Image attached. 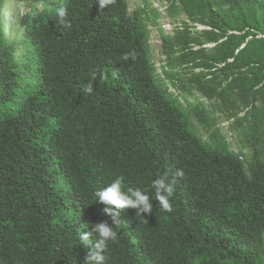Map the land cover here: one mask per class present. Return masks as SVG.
Wrapping results in <instances>:
<instances>
[{
    "label": "trees",
    "instance_id": "trees-1",
    "mask_svg": "<svg viewBox=\"0 0 264 264\" xmlns=\"http://www.w3.org/2000/svg\"><path fill=\"white\" fill-rule=\"evenodd\" d=\"M12 1L30 8L8 24L0 0V264H86L118 176L153 212L121 210L105 264H264V0H168L173 34L152 0ZM165 174L171 212L151 196Z\"/></svg>",
    "mask_w": 264,
    "mask_h": 264
},
{
    "label": "clouds",
    "instance_id": "clouds-1",
    "mask_svg": "<svg viewBox=\"0 0 264 264\" xmlns=\"http://www.w3.org/2000/svg\"><path fill=\"white\" fill-rule=\"evenodd\" d=\"M113 2L114 0H98L101 9L108 7ZM68 16L67 8L61 7L57 11L55 22L62 26L66 25ZM124 59H127V56ZM164 63L165 58L162 54L159 62L157 64L154 63L159 73L162 72L161 67ZM93 90L94 86L91 82L83 88V92L86 94L93 93ZM183 175L182 169L175 170V177H182ZM175 183V179L170 180L167 174L158 177L151 183V196L159 202V207L165 212L172 211ZM94 195L96 201L106 205L103 213L110 217L112 223L107 221L96 223L91 233L83 231L79 235V241L86 247L91 246V251L86 258V264H105V253L109 247V243L115 242L118 236L113 226L115 228L120 227L122 222L121 210L130 207L136 209L138 215H144L145 213L150 215L153 212V202L150 199L149 192H145L140 188L127 187L123 176L116 177L107 186L96 190ZM93 235H95V239H93Z\"/></svg>",
    "mask_w": 264,
    "mask_h": 264
},
{
    "label": "rangeland",
    "instance_id": "rangeland-1",
    "mask_svg": "<svg viewBox=\"0 0 264 264\" xmlns=\"http://www.w3.org/2000/svg\"><path fill=\"white\" fill-rule=\"evenodd\" d=\"M26 2L27 1H25L24 3L23 2L17 3L12 0H8L7 6L5 7V14L7 16V19H9L7 21L8 24L9 23L11 24V20L13 19V15L15 12L22 13L24 10L26 9L28 10L30 8V6L26 4ZM130 2H131V5H130L131 9L135 8L137 4H142L140 0H130ZM152 2L155 5V7H157L161 12V16L158 19V23L163 26V28L165 29L167 33L173 34L172 32V27L174 25L173 21L167 15L164 9L165 8L164 6L167 5L168 0H152ZM38 6H41V3H38ZM184 20L189 22V19L183 12L179 13L178 16L176 17L175 25L176 24L180 25L181 22H183ZM149 29L151 31L150 44H151L152 59L154 60V63L157 64L162 55L160 36H159L158 29L155 23H150ZM204 101L207 102L206 99H204ZM221 121L222 122L220 123V127L222 131L224 132V134L227 135L231 148L236 150L237 149V131L231 129L230 127L232 123L231 120L228 121L225 117H222Z\"/></svg>",
    "mask_w": 264,
    "mask_h": 264
},
{
    "label": "built area",
    "instance_id": "built-area-1",
    "mask_svg": "<svg viewBox=\"0 0 264 264\" xmlns=\"http://www.w3.org/2000/svg\"><path fill=\"white\" fill-rule=\"evenodd\" d=\"M200 27H202V26H200Z\"/></svg>",
    "mask_w": 264,
    "mask_h": 264
}]
</instances>
